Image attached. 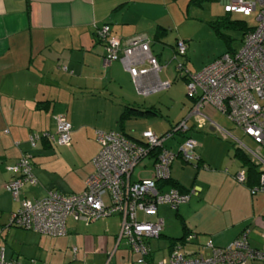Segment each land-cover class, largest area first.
<instances>
[{"label": "crops", "instance_id": "1", "mask_svg": "<svg viewBox=\"0 0 264 264\" xmlns=\"http://www.w3.org/2000/svg\"><path fill=\"white\" fill-rule=\"evenodd\" d=\"M174 15L172 0H0V248L6 260L20 264H29L30 260L34 264H133L126 244L115 245L119 215L89 223L68 216L66 233L61 236L19 230L6 223L8 213L17 208L18 202L4 184L12 178L7 166L27 152L36 183L25 184L19 198L38 199L49 189L63 194L80 192L85 178L94 170L96 130L122 132L131 139L140 136L133 135L139 129L150 128L156 134L167 131H158L162 123L156 119L164 116L157 105L164 100L161 93L171 90V80L176 77L175 58L162 55L160 45L153 43L175 25ZM105 23L121 40L134 35L149 40L150 51L160 64L154 77L168 81L167 88L143 94L119 61L104 62V44L95 29ZM186 95L192 100L191 106L178 120L185 119V136L195 138V98L187 91ZM202 105L199 112L213 123L205 114L210 111ZM137 108L148 111L134 115ZM123 112L128 113L121 118ZM57 116L71 125L69 144L43 141L31 148L28 135L53 132ZM177 121H169V127ZM182 137L178 134L163 145L175 152ZM195 149L188 161L180 156L172 160L170 177L160 186L162 191L192 186L198 190L174 208L180 222L179 235L171 233L172 217L163 219L158 209L151 214L150 221L163 220L160 235L148 240L152 259L166 258L177 238L181 239L178 244L184 254L207 256V241L226 245L244 229H248L249 245L260 248L264 211L251 194L256 181L238 183L232 176L243 168L240 163L225 173L210 160L205 146L197 145ZM145 159L148 162L140 170L145 174L138 172L133 178L132 171L133 180L151 176L153 160ZM103 196L108 201L107 194ZM187 235L192 237L186 239ZM246 264L264 262L250 260Z\"/></svg>", "mask_w": 264, "mask_h": 264}, {"label": "built area", "instance_id": "2", "mask_svg": "<svg viewBox=\"0 0 264 264\" xmlns=\"http://www.w3.org/2000/svg\"><path fill=\"white\" fill-rule=\"evenodd\" d=\"M223 10L229 14L240 13L244 16L255 12L257 23L245 33L239 50L223 53L200 70L189 73L186 91L195 98L193 109L199 115V123L206 119L199 112V107L203 103L211 104L224 113L244 135L264 148V0H223ZM95 34L104 44V62L119 61L141 93L148 94L168 87V81L156 80L154 77L160 64L150 51L149 40L143 35L121 40L110 33L107 23L97 27ZM185 51V41L177 40L174 58L177 59V54L182 55ZM177 69H182L180 62ZM187 130L184 118L165 134H156L148 128L137 139L114 130H96L98 150L92 158L94 170L85 178L83 190L63 194L49 189L43 197L33 200L19 198L25 184L36 183L31 170V155L23 152L7 166L12 178L4 184V188L18 202L17 208L8 213L7 226L61 236L66 233L68 216L89 223L117 214L120 216V227L115 245L121 242L126 244L133 255V264H246L250 260L264 262V233L260 235L262 246L254 248L247 241L248 229L242 230L226 245L217 246L212 241H207L206 246L210 248L207 256L201 253L184 254L177 243L166 258L152 259L148 240L160 235L163 220H139L137 212L140 210L146 215L155 214L157 206L162 203L176 208L191 195L197 194V186L184 192L176 188L166 191L160 189L161 184L170 177V164L176 156L184 161L194 157L196 140L191 136H184L175 152L163 145L165 140ZM70 131V123L64 117L57 116L53 132L30 133L27 142L31 148L42 140L67 145L70 142ZM251 153L256 159L255 165H260L262 171L259 184L251 188L253 192L258 188L264 189V158ZM143 158L153 160L151 176L133 180L131 173ZM232 177L238 183H245V169L238 170ZM106 194L108 201L103 199ZM191 237L192 235H187L186 239ZM72 251H75V247ZM0 264L20 263L17 260H6L0 248ZM29 264H34L33 260Z\"/></svg>", "mask_w": 264, "mask_h": 264}, {"label": "rangeland", "instance_id": "3", "mask_svg": "<svg viewBox=\"0 0 264 264\" xmlns=\"http://www.w3.org/2000/svg\"><path fill=\"white\" fill-rule=\"evenodd\" d=\"M172 8L175 14V25L173 24L170 28L166 29V34H159L153 45H160L162 48V55H168L169 59H171L173 56L172 54H176V39L180 38L186 42V51L185 54H177V59H172L176 69V77L171 80V90L161 93L164 100H160L157 106L160 108L164 118L156 119L162 123L161 129L158 131H163L162 129L169 130V121H177L191 106L192 100L186 95V81L183 79L182 75L185 74L187 76L188 72L192 74L223 53H232L233 51L239 50L241 47L243 39L242 30L235 24L227 21V19L242 20L247 27H253L257 23L255 12L247 16L240 13L226 14L223 10L222 0H172ZM178 62L183 65L181 70H177ZM202 108H206L210 111V115L207 113L205 114L214 122L210 123L206 119V121L204 120L202 123H199L198 114L195 115L198 123L196 124V121L194 122L195 127L192 132L195 134L194 139L196 140V146H205L206 154L211 158L210 160L212 162L220 165L221 171L230 173L238 166L241 161L237 157V152H241V154L245 155V157L254 164L256 159L251 152L264 158V148L244 135L241 129L236 127L224 113L208 103H204ZM184 109L185 112H183ZM190 122L191 120L188 122V125ZM141 131L142 129H139L138 132L133 135L136 137ZM176 137H178V134H175V138ZM167 142H172V139L167 140ZM167 142L165 143L167 144ZM195 148L193 153L196 150ZM147 162L148 160L145 158L139 161V164H137L133 170V178L138 172L143 173L140 171L142 169L141 165ZM212 162L211 167L214 168L215 166ZM255 166L257 169H261L260 165ZM242 169H245V167ZM144 174L145 172L143 175ZM251 194L257 199L256 203L262 211H264V189L258 188L251 192ZM157 207L163 219L166 220L168 217L173 218H171L169 222L171 225V233L179 235L180 222L179 219L175 217L174 208H171L166 203L159 204ZM150 216L151 215H146L140 210L137 212L139 220H149L151 219ZM11 227L19 228L14 226ZM20 229L27 230L23 228H19V230Z\"/></svg>", "mask_w": 264, "mask_h": 264}, {"label": "trees", "instance_id": "4", "mask_svg": "<svg viewBox=\"0 0 264 264\" xmlns=\"http://www.w3.org/2000/svg\"><path fill=\"white\" fill-rule=\"evenodd\" d=\"M226 13V12H225ZM226 14H228L229 15V13H226ZM227 21H229L230 23H233V24H235L239 29H241L242 30V36H244L245 35V33L248 31V30H250L252 27H247L246 26V24L244 23V21H242V20H238V19H234V20H230V19H227ZM234 52V51H233ZM232 52V53H233ZM228 53V52H227ZM185 54V53H184ZM176 58H177V56H176ZM183 66V65H182ZM188 74H189V72H188ZM182 77H183V79H185V81L187 82V80L189 79V77H188V75L186 76L185 74H183L182 75ZM135 111H134V115L136 114H142V113H145L146 111H148V110H140V109H134ZM127 113L128 112H123V114H122V116H121V118H124L126 115H127ZM179 121V120H178ZM178 121L176 122V123H178ZM176 123L174 124V125H176ZM174 125H172L171 127H170V129L169 130H171L173 127H174ZM169 130H167V131H169ZM167 131H165L164 133H161V134H165ZM122 133V132H121ZM122 134H124V133H122ZM181 136H185V134L184 133H179ZM125 135V134H124ZM175 137V135L172 137V138H174ZM182 137V138H183ZM172 138H169V139H172ZM168 140V139H167ZM43 141H46V140H42L41 142H43ZM40 142V143H41ZM165 147V146H164ZM238 149V148H237ZM237 157L240 159V164H241V166L244 168L245 167V170H246V180L248 181L249 179H251V180H253L254 182L256 181V183H257V185L259 184V177H260V174L262 173V171H258L257 170V167L255 166V164H253L250 160H248V158L247 157H245V155H243V154H241V152H237ZM169 179V178H168ZM246 180H245V183H247L246 182ZM249 186H251V185H249ZM251 187H253V186H251ZM181 192H184V191H186V190H180ZM179 241H181V239H179V238H177V239H174V241H172V243H171V245H174V244H177V243H179Z\"/></svg>", "mask_w": 264, "mask_h": 264}]
</instances>
